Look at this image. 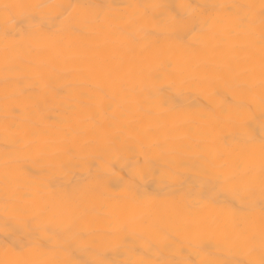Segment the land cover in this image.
I'll list each match as a JSON object with an SVG mask.
<instances>
[{
    "label": "bare ground",
    "instance_id": "obj_1",
    "mask_svg": "<svg viewBox=\"0 0 264 264\" xmlns=\"http://www.w3.org/2000/svg\"><path fill=\"white\" fill-rule=\"evenodd\" d=\"M0 264H264V0H0Z\"/></svg>",
    "mask_w": 264,
    "mask_h": 264
},
{
    "label": "snow or ice",
    "instance_id": "obj_2",
    "mask_svg": "<svg viewBox=\"0 0 264 264\" xmlns=\"http://www.w3.org/2000/svg\"><path fill=\"white\" fill-rule=\"evenodd\" d=\"M225 178H227V177H225ZM193 195H195V193Z\"/></svg>",
    "mask_w": 264,
    "mask_h": 264
}]
</instances>
